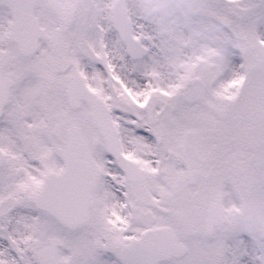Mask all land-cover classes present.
<instances>
[{
  "label": "snow or ice",
  "instance_id": "1",
  "mask_svg": "<svg viewBox=\"0 0 264 264\" xmlns=\"http://www.w3.org/2000/svg\"><path fill=\"white\" fill-rule=\"evenodd\" d=\"M0 264H264V0H0Z\"/></svg>",
  "mask_w": 264,
  "mask_h": 264
}]
</instances>
